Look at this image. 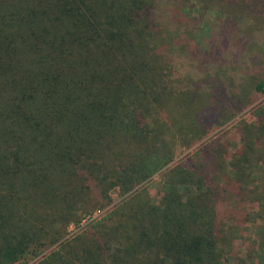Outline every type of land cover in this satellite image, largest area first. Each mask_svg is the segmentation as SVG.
<instances>
[{
  "label": "trees",
  "instance_id": "16d2710c",
  "mask_svg": "<svg viewBox=\"0 0 264 264\" xmlns=\"http://www.w3.org/2000/svg\"><path fill=\"white\" fill-rule=\"evenodd\" d=\"M219 1L235 41L226 25L216 38L194 30L182 52L230 63L240 50L259 62L264 0ZM184 2L0 0V264L60 241L79 213L103 210L97 207L110 203L112 189L135 191L39 264H226L233 211L252 191L242 170L264 155V114L260 124L238 123L169 170L157 203L138 190L174 160L177 147L190 148L264 95V75L250 80L245 72L236 87L239 106L229 80L224 89L195 93L193 84L170 82V59L158 51L186 33L192 14ZM246 9L259 26H236ZM242 33L259 42L248 44ZM173 92L191 116L175 111L167 100ZM236 129L242 144L233 156L224 143Z\"/></svg>",
  "mask_w": 264,
  "mask_h": 264
},
{
  "label": "rangeland",
  "instance_id": "374dc122",
  "mask_svg": "<svg viewBox=\"0 0 264 264\" xmlns=\"http://www.w3.org/2000/svg\"><path fill=\"white\" fill-rule=\"evenodd\" d=\"M184 4V9H186L187 12L190 11V14H192L189 25L187 24L188 22H186V33H179L177 37H175L173 40H170V44H172V41L174 42L170 47L168 44V48L165 51H158V53L160 55L162 54V56L167 54L168 58L170 59V63L172 65L170 74L171 76H169L170 82L176 81L180 84L183 83L186 87L190 84H193V92L195 93V90H200L204 86H208L210 90L211 88L212 90L221 88L224 89L225 86L229 85L222 81H224L225 79L229 80L230 84L235 85L234 87L230 86L229 88L233 103L235 106H239L240 98H236L238 95V88L236 87H239L238 77L242 76V72H245V75L247 76V78H250V80H254L264 75V50L259 51L262 55L259 62L255 61L254 59L251 60L250 58L247 61V55L243 54L242 56V52L240 50L236 51L237 56H234V61L230 63L223 60L222 56L216 55L211 58V56L209 57V55H206L204 53H202L200 56H198L197 54H193L191 58H188V56H186L185 53L182 52V47L185 48L188 46L187 41H184L186 36H189L188 41L191 42H194L193 38L196 35L195 32H197V35L203 34L204 36L207 33H211L216 38V35H214L213 33H216V31L223 25L230 27L228 25L230 20L228 22H225V16L219 13V10H221L222 8L225 9L222 5V1L185 0ZM195 10L199 11V16L195 12ZM255 17V14L251 13L249 10H243L239 18H242L241 23L237 21L236 26L239 24L240 26H252V24L255 26H259L261 20H254ZM231 25H233L234 27L235 24L233 23ZM261 26H264V24H262ZM225 28L226 27H223L222 29ZM230 29L232 31L230 41L231 43H233V41H235V39L237 38V35L233 33L232 26L230 27ZM226 32H228V29H226ZM243 35V40H250V42L248 43L250 45L252 42H255V40L259 42L257 36L251 33H242L239 34L238 37ZM208 40L211 39L206 38L204 42H207ZM262 40H264V37ZM164 44L165 42L163 43V45ZM174 44L178 47L179 51H174L171 49ZM263 46L264 42L262 43V47ZM175 52L179 53L174 54ZM180 53L181 55H179ZM206 53H208V51H206ZM255 54L256 53L251 52L249 55ZM221 66H224L225 69L221 68ZM214 68H216V76L212 71V69L214 70ZM169 87L172 88V85L170 84ZM177 91L178 90H176V92ZM176 92L171 93V95L167 93V100L169 99L170 104L174 105V107L177 109L175 111L178 114L191 116V111H187L185 105L183 109L181 101L182 94ZM175 96H177L176 100H174ZM255 99L256 100L251 101V104L246 108L238 110L234 114L232 119L226 122L219 129L216 130L215 128L211 131H206L207 135L190 148L181 147L178 142L177 144L180 147H177L176 149L174 160L170 164L165 166L160 172L154 174L151 178L140 185V188L138 190H146L151 196L153 202L157 203L160 200L161 195L165 192V190H167L165 179L167 172L175 167L179 162L186 161L189 157L197 153L210 141L216 139L217 137L223 136L225 132H231L236 126H238V123L240 122L260 124V115L264 114V95L257 96L255 97ZM179 120L180 118L177 117V127L180 128L181 124L178 122ZM188 120H190L192 123L194 122L193 118H185V122L189 123ZM197 128L198 130L201 129L203 133L202 125L197 126ZM200 135L201 134H199V136ZM240 140L241 137L239 129L235 130L234 135L233 133L227 134V137L225 139L226 142L223 143L225 144L224 146H226V144H230V147H228V151L231 153V155L236 156L238 154V150L242 144ZM226 157H228V161L231 159V157L229 156ZM247 166L251 168L253 166L254 167L253 169L248 171L247 169H243L242 179L244 182H251L250 189L252 191L244 192L242 201H238L236 208L233 211V219L236 220V229L234 230L235 235L233 246L227 247V251H230V253L224 259V262L227 261L226 264H262L261 261L264 262V155L262 153H259V155L252 157V159L250 158V164ZM236 190L238 191V189ZM134 191L135 189L130 193L121 194L118 189H112L109 192V196L111 198L110 203L105 206H99L97 208H101L109 213L114 209L115 206H118L122 204L123 201L129 199L130 195L133 194ZM248 192L252 193V195H249ZM226 194V201H231L233 197L232 193L227 192ZM86 216L87 215H85V213H79L76 218L67 223L65 225L66 228L64 229L65 232L63 233L62 231V238L57 243L53 245L43 246L34 256L24 257L14 264H39L40 261L44 259V257L49 255L53 251L58 250L61 245L69 242L78 233L92 227L91 225L93 223L89 222L86 219Z\"/></svg>",
  "mask_w": 264,
  "mask_h": 264
},
{
  "label": "built area",
  "instance_id": "2783aa9c",
  "mask_svg": "<svg viewBox=\"0 0 264 264\" xmlns=\"http://www.w3.org/2000/svg\"><path fill=\"white\" fill-rule=\"evenodd\" d=\"M106 214H107V212L105 210H97V211L87 215L86 219L89 222L94 223L95 221L101 220Z\"/></svg>",
  "mask_w": 264,
  "mask_h": 264
}]
</instances>
